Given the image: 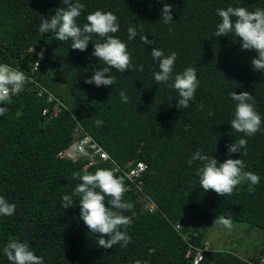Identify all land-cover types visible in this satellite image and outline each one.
<instances>
[{
    "label": "trees",
    "instance_id": "trees-1",
    "mask_svg": "<svg viewBox=\"0 0 264 264\" xmlns=\"http://www.w3.org/2000/svg\"><path fill=\"white\" fill-rule=\"evenodd\" d=\"M79 2L84 5L77 18L81 28L97 10L117 17L120 27L111 35L127 45L133 69L122 73L110 68L113 86L84 83L94 71L108 67L92 56L93 45L105 38L93 34L80 52L71 49V40L60 42L51 31L39 32L45 18L67 7L63 0H0V64L29 78L21 93L0 105L7 109L0 117V196L16 205L14 215L0 216V264H10L3 248L12 240L27 243L44 264H193L196 249L203 250L199 264H258L264 256V72L253 70L256 53L242 50L234 33L218 38L215 32L221 22L217 9L239 6L254 12L264 10V0ZM165 3L173 7L170 24L161 20ZM129 28L137 31L132 40ZM141 35L155 43L144 45ZM153 47L165 56L177 54L173 79L188 67L196 68L199 87L188 108H177L178 92L169 86L173 80L156 84L159 61L150 54ZM121 91L128 103L122 102ZM242 91L254 97L262 119L261 131L252 137L230 125L236 107L230 93ZM97 120L103 124L97 126ZM85 135L111 161L89 166L88 156L58 157ZM241 138L247 139L246 150H241L246 154L229 156L226 145ZM197 151L218 163L241 158L244 170L260 177L255 192L248 191V183L230 196L204 192L196 174L202 163L188 164ZM138 161L147 168L135 183L115 173L127 188L123 200L134 204L132 211L122 213L132 217L127 229L131 242L126 248H100L99 234H92L80 218V198L73 193L82 181L73 179V173L94 174L112 170L111 162L124 167ZM65 195L72 196L74 207L63 209ZM147 204L154 208L146 210ZM220 215L262 231L255 259L204 248V237ZM186 217L191 223L183 222Z\"/></svg>",
    "mask_w": 264,
    "mask_h": 264
},
{
    "label": "clouds",
    "instance_id": "clouds-1",
    "mask_svg": "<svg viewBox=\"0 0 264 264\" xmlns=\"http://www.w3.org/2000/svg\"><path fill=\"white\" fill-rule=\"evenodd\" d=\"M159 2V0H158ZM64 5L55 10V15L45 18L40 26L39 32L42 34L53 32L54 39L60 42L71 40V49L84 52L95 34L105 38L104 42L95 43L92 56L103 61L108 67L94 71L93 75L84 81L85 84H94L96 87L113 86L115 78L108 75L109 69L119 72H126L133 69L131 56L127 51V45L114 35L119 30L117 17L111 12L95 11L87 16V23L83 28L77 25V18L84 10V5L76 0H63ZM161 20L165 24L173 21V7L165 3L162 10ZM217 15L221 22L216 26L215 37H225L229 33H234L241 42L242 50L254 51L255 57L251 60L253 70L264 72V10L256 9L254 12L245 7L229 6L226 9H217ZM171 32L172 29L170 28ZM137 36L135 28L128 29V39L132 40ZM141 42L146 46H152L155 41L149 40L147 35L140 36ZM151 56L153 60L159 61V71L154 73L156 84H168L178 92L177 108H188L190 101L195 97L199 81L195 67H188L182 73L176 74L173 79V70L177 60L175 52L165 56L164 52L158 48H152ZM143 65L139 71H143ZM107 77V78H106ZM29 78L24 71L12 69L7 64H0V105L11 100L13 95H18L24 90ZM123 103H128L129 98L125 92L119 93ZM230 98L236 102L234 119L231 120V128L237 133H243L246 137H252L261 131L262 119L255 110V99L248 92L230 93ZM202 105L200 108L202 109ZM7 109L0 107V117L6 115ZM210 115L212 113H209ZM97 126H101L103 121L97 120ZM77 138H75L76 140ZM74 140V141H75ZM73 141V143H74ZM72 143V145H73ZM71 145V147H72ZM247 139L241 138L230 145H226L229 156L242 153L246 150ZM194 161H200L202 167L197 168L200 186L204 192L209 190L218 196L225 197L233 194L234 190L244 183H248V191L255 192V186L259 184L260 177L250 171H245V164L240 159H226L223 163H218L213 156L197 151L188 160L191 165ZM73 179H79V183L73 195L79 197L80 218L92 234H99L98 247L105 250L112 249L116 245L127 247L131 238L127 229L132 226V217L125 216L124 211H132L134 204L125 202L123 196L127 191L123 178H118L113 170L97 169L94 174L80 175L73 173ZM108 199L109 206H106L105 199ZM63 209L74 207L72 196H63ZM16 205L10 204L4 197L0 196V216H12L15 213ZM214 223L231 230L233 221L220 215ZM122 229H124L122 231ZM154 252V250H150ZM10 264H44L43 258L37 256L25 242L12 240L3 248ZM136 264H141L136 261Z\"/></svg>",
    "mask_w": 264,
    "mask_h": 264
},
{
    "label": "rangeland",
    "instance_id": "rangeland-1",
    "mask_svg": "<svg viewBox=\"0 0 264 264\" xmlns=\"http://www.w3.org/2000/svg\"><path fill=\"white\" fill-rule=\"evenodd\" d=\"M191 217H186L184 223H191ZM261 236H260V235ZM262 231L247 228V225L235 224L231 230L221 225H214L204 237V248L219 251H230L242 259H255L261 248Z\"/></svg>",
    "mask_w": 264,
    "mask_h": 264
},
{
    "label": "built area",
    "instance_id": "built-area-1",
    "mask_svg": "<svg viewBox=\"0 0 264 264\" xmlns=\"http://www.w3.org/2000/svg\"><path fill=\"white\" fill-rule=\"evenodd\" d=\"M36 65L33 67V70H36ZM47 114V110L43 111V115ZM78 131H75V135L77 136ZM81 156H88L90 159L88 165L91 166L93 165L96 161L100 162H108L111 161L110 157L108 154L102 150V148L93 141V139L87 135L83 137L77 138L72 147L68 150L62 151L58 154V157L60 158H69L74 160L76 157H81ZM112 163V170L114 173H121L124 175L126 179L130 183H135L141 175L146 171V165L143 162H136L132 163L129 162L124 167H120L114 162ZM139 187V186H138ZM137 187V188H138ZM154 208L153 205L147 204L145 206L146 210H151ZM202 252L203 250L201 249H196L193 257V264H199L200 261L202 260ZM258 264H264V256L262 257L261 261Z\"/></svg>",
    "mask_w": 264,
    "mask_h": 264
}]
</instances>
